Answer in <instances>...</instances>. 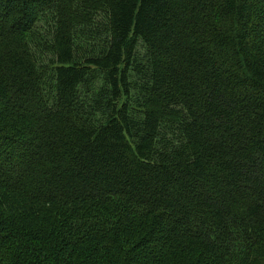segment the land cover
Listing matches in <instances>:
<instances>
[{
	"label": "trees",
	"instance_id": "16d2710c",
	"mask_svg": "<svg viewBox=\"0 0 264 264\" xmlns=\"http://www.w3.org/2000/svg\"><path fill=\"white\" fill-rule=\"evenodd\" d=\"M0 264H264V0H0Z\"/></svg>",
	"mask_w": 264,
	"mask_h": 264
}]
</instances>
